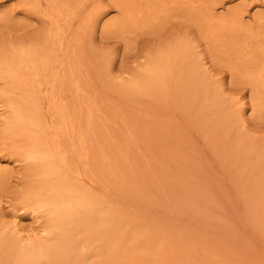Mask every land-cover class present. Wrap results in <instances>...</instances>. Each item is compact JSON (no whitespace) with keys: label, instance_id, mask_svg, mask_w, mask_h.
<instances>
[{"label":"rangeland","instance_id":"1","mask_svg":"<svg viewBox=\"0 0 264 264\" xmlns=\"http://www.w3.org/2000/svg\"><path fill=\"white\" fill-rule=\"evenodd\" d=\"M0 264H264V0H0Z\"/></svg>","mask_w":264,"mask_h":264},{"label":"bare ground","instance_id":"2","mask_svg":"<svg viewBox=\"0 0 264 264\" xmlns=\"http://www.w3.org/2000/svg\"><path fill=\"white\" fill-rule=\"evenodd\" d=\"M98 147H100V146H98ZM46 168H48V167H46ZM65 191L68 192V202H63V201H61V200H59L57 198H53L52 196H50L47 199H42L39 202V204H38V208L39 209H43L45 211H48V212L52 213L54 215V217L57 220L60 221L74 207V205L76 204V198H75L74 191L71 190L70 188H67V187H65Z\"/></svg>","mask_w":264,"mask_h":264}]
</instances>
